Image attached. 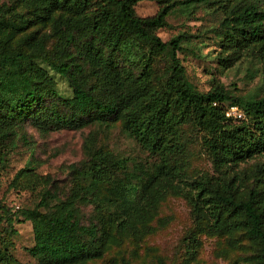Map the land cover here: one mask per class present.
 <instances>
[{
    "label": "trees",
    "instance_id": "1",
    "mask_svg": "<svg viewBox=\"0 0 264 264\" xmlns=\"http://www.w3.org/2000/svg\"><path fill=\"white\" fill-rule=\"evenodd\" d=\"M24 1L29 16L21 13L15 22L0 20L1 135L13 134L24 121L44 129H78L120 116L124 131L157 158L143 178L139 165L95 148L89 134L88 158L71 165V174L72 195L94 205L93 220L82 223L72 199H58L43 210L49 199H57L44 189L36 205L21 212L23 220L31 222L34 242L28 252L37 263L73 264L100 257L108 221L120 234L144 235L151 231L144 223L169 189L183 194L195 219L209 220L211 229L245 231L258 245L257 264H264V204L258 192L241 193L243 184L235 175H202L188 181L184 164L172 162L184 153L181 126L187 122L203 133L202 145L215 169L264 154V96L232 95L219 82L199 91L177 56L184 36L163 41L157 35L175 6L187 9L208 0H150L158 9L146 17L135 11L141 0ZM259 2L223 0L222 45L233 53L257 45L264 51V10ZM45 24L50 31L41 33L39 26ZM32 26L20 47L12 49L13 37ZM163 53H169V65L156 75L152 64ZM49 70L65 78L72 90L59 104L50 99L56 90ZM227 105L238 106L244 118H227ZM23 172L26 169L17 175Z\"/></svg>",
    "mask_w": 264,
    "mask_h": 264
},
{
    "label": "rangeland",
    "instance_id": "2",
    "mask_svg": "<svg viewBox=\"0 0 264 264\" xmlns=\"http://www.w3.org/2000/svg\"><path fill=\"white\" fill-rule=\"evenodd\" d=\"M259 1L260 9L264 10V0ZM134 7L138 16L146 17L157 11L158 4L141 0ZM27 9L24 0H0V20L15 22L16 14L29 16ZM225 11L223 0H208L187 9L175 6L157 35L163 41L176 35L184 36L177 56L188 81L199 91L205 92L219 82L232 95L258 99L264 96V51L257 45L233 53V49L222 45L226 36L221 25ZM35 26L17 33L10 43L11 48L20 47L22 36ZM39 28L41 33L50 31L49 24ZM53 44L54 38H51L48 48ZM169 59V53L154 59L152 68L156 75L164 73ZM49 73L54 78L56 90V96L50 99L59 104L60 100L71 96L72 90L65 78L50 70ZM181 132L185 150L172 162L184 164L186 180L202 175L214 179L235 175L243 184L240 192L257 191L264 204V154L215 169L202 145L203 133L196 131L189 122L181 126ZM91 133L95 148L125 157L131 166L136 163L143 178L157 163L155 156L142 150L124 131L120 116L101 125L91 123L78 129H44L24 121L13 134L2 136L0 133V210L4 211H0V256H6L0 257V264H38L28 252L34 242L31 222L23 220L21 212L33 208L44 189H49L57 199H49L43 210L51 209L60 200L72 199L81 222L88 224L93 220L94 205L72 195L71 174V165L88 158L85 140ZM21 169L26 172L17 175ZM172 181L175 183L177 178ZM144 225L151 231L134 237L118 233L108 221L102 255L73 264H257L258 245L245 231H231L225 226L211 229L209 220L195 219L188 200L181 193L168 189ZM193 235L195 241L189 237Z\"/></svg>",
    "mask_w": 264,
    "mask_h": 264
},
{
    "label": "built area",
    "instance_id": "3",
    "mask_svg": "<svg viewBox=\"0 0 264 264\" xmlns=\"http://www.w3.org/2000/svg\"><path fill=\"white\" fill-rule=\"evenodd\" d=\"M225 116L231 120H241L244 118L243 111L236 105L225 106Z\"/></svg>",
    "mask_w": 264,
    "mask_h": 264
}]
</instances>
